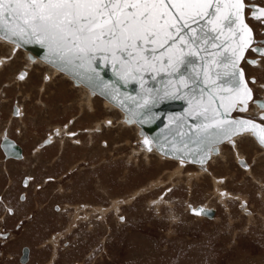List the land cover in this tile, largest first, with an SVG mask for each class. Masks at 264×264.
Returning <instances> with one entry per match:
<instances>
[{"label": "rangeland", "instance_id": "obj_1", "mask_svg": "<svg viewBox=\"0 0 264 264\" xmlns=\"http://www.w3.org/2000/svg\"><path fill=\"white\" fill-rule=\"evenodd\" d=\"M13 47L0 40V141L16 140L23 157L6 158L0 148V264H264V149L254 140L239 146L249 174L223 143L227 151L208 173L185 181L172 174L176 161L139 154L144 142L119 122V110ZM212 176L234 194L225 204ZM196 205L215 209L214 217L192 214ZM24 246L27 263L18 257Z\"/></svg>", "mask_w": 264, "mask_h": 264}, {"label": "snow or ice", "instance_id": "obj_2", "mask_svg": "<svg viewBox=\"0 0 264 264\" xmlns=\"http://www.w3.org/2000/svg\"><path fill=\"white\" fill-rule=\"evenodd\" d=\"M249 14L259 27L246 22ZM0 33L17 47L34 42L46 48L49 63L61 71L87 67L98 76L94 65L99 55L125 81L166 72L174 79L154 104L180 98L184 89L195 92L190 81L199 77L204 87L189 104L200 120L196 135L207 149L204 156L212 151L219 155L216 146L225 142L233 151L246 139L264 147V100L258 98L264 79L241 65L264 71V57L257 63L245 55L264 53V0H0ZM210 41L213 51L208 50ZM195 56L204 61L199 72L191 59ZM189 65L193 75L186 74ZM26 75L22 72L18 79ZM252 106L259 114H252Z\"/></svg>", "mask_w": 264, "mask_h": 264}, {"label": "water", "instance_id": "obj_3", "mask_svg": "<svg viewBox=\"0 0 264 264\" xmlns=\"http://www.w3.org/2000/svg\"><path fill=\"white\" fill-rule=\"evenodd\" d=\"M191 27L198 28L195 24ZM189 34L191 33L189 32ZM0 36L2 37L3 33H0ZM211 43L210 41L208 45L209 51L214 50ZM20 47L33 51L40 59L50 64L46 48L34 42L28 44L20 42ZM205 55L201 53V56ZM201 56L191 57L196 72L200 71L204 63ZM248 59L254 60L253 58ZM94 66L99 74L98 76L90 73L87 67H67L62 72L120 108L141 128V132H144L143 137L144 140L148 141L147 145L152 142L159 153L195 162L205 161L209 157V155L204 156V151L207 150L204 143L198 142L199 138L196 131L200 120L194 118L195 113H191L189 104V100L198 97L199 89L204 87L201 78H196L195 83L190 81L191 87L195 88V92L184 89L180 98L165 99L163 102L154 104L153 99L157 94L162 95L163 91L169 87L170 79H174L169 77L166 72L162 71L159 74L155 72L144 73L142 81L139 78L125 81L120 78L117 69L113 68L110 63L106 64L99 55ZM181 71H184V69L182 68ZM186 74L193 75V65L188 66ZM90 76L91 79H89ZM237 117L245 118L242 116ZM1 148L8 155L21 154V147L8 138L1 141ZM190 212H199L211 217L214 214V209L196 205L190 208ZM27 257L28 247L24 246L20 260L25 261Z\"/></svg>", "mask_w": 264, "mask_h": 264}, {"label": "bare ground", "instance_id": "obj_4", "mask_svg": "<svg viewBox=\"0 0 264 264\" xmlns=\"http://www.w3.org/2000/svg\"><path fill=\"white\" fill-rule=\"evenodd\" d=\"M256 4V3H255ZM249 16H250V14H249ZM251 17V16H250ZM247 22V21H246ZM256 23V22H255ZM257 24V23H256ZM1 37V36H0ZM0 40H3L2 38H0ZM5 41V40H4ZM9 43V42H8ZM10 44H13V43H10ZM13 49L15 50L16 48H19V49H21V50H23V51H26L27 53H28V57L31 59V61L32 62H44L45 64H47V65H49V66H51V67H53L54 69V73L55 72H61L62 74H64L65 76H67L68 78H70L71 79V81H72V86H73V90H75V87L74 86H76V87H80V92H81V95L82 96H84V97H86V96H94V95H97L98 97H100L101 99H103L104 101H105V103L110 107V108H112V106H113V108H116L117 110H119V112L121 113V115H120V120H119V122H121V123H123L122 125L124 126V125H126V126H134L135 128H136V130H137V134H138V137H139V139L140 140H142V142H144L145 140H144V137H143V134H144V132H141V128L132 120V119H130L129 118V116L128 115H126L120 108H118L117 106H115L114 104H112L110 101H108L107 99H105V98H103V97H101V96H99L97 93H95L93 90H91V89H89V88H87V87H85L84 85H82V83H80L79 81H77V80H75L73 77H71V76H69V75H67L66 73H64V72H62V71H60L59 69H57L56 67H54V66H52V65H50V64H48L47 62H45L44 60H42V59H40L33 51H31V50H26V49H23V48H21V47H17L16 46V44H13ZM13 50V51H14ZM254 53V52H253ZM255 54H257L259 57H255V58H257V59H255V58H253V57H248L247 56V52L245 53V55L248 57V58H253L254 60H256L257 61V63H259V61L262 59V57H263V55L264 54H260V53H255ZM242 62L243 61H241V64H242ZM248 68H250L251 70H258V68H256L254 65H249V67ZM48 77V76H47ZM71 86V87H72ZM63 96H64V92H63ZM63 96H62V98H63ZM264 95H262V97H263ZM261 100H264V98H260ZM77 103H80L79 101H77ZM112 105V106H111ZM75 108L77 109V107L75 106ZM92 109H94V107H92L91 108V110ZM78 111L79 112H81L79 109H78ZM259 109L257 108V107H255V106H252V114L254 113L255 115H257V114H259ZM245 114V113H244ZM247 114V113H246ZM232 115L233 116H236L234 113H232ZM239 116V115H238ZM242 117H244V116H242ZM108 118H105V120H107ZM105 120H104V118H103V120L102 121H104L105 122ZM109 121H111L110 120V118H109ZM97 125H99V123L97 124ZM5 138H8V137H5ZM5 138H3V139H5ZM2 139V140H3ZM8 139H10V138H8ZM1 140V141H2ZM11 141H13V142H15L14 140H12V139H10ZM255 142V141H254ZM16 143V142H15ZM226 143V142H225ZM256 143V142H255ZM17 144V143H16ZM17 145H19V144H17ZM221 145V144H220ZM220 145H217L216 147H219L220 149H221V152H220V154L219 155H225V153H226V151H227V149L226 148H221L220 147ZM20 146V145H19ZM259 146V145H258ZM21 147V146H20ZM260 147V146H259ZM0 148H1V143H0ZM149 148H151V151H149L148 149ZM232 148V147H231ZM261 148V147H260ZM264 148V147H263ZM262 149V148H261ZM1 150H2V152H3V154L5 155V157L6 158H14V159H21L23 156H22V148H21V154H19V155H8V154H6L5 153V151L1 148ZM142 150H144L145 151V153H143L144 155H150V154H155V155H157L159 158H161V159H165V160H174V161H176V167H175V170L172 172V174L174 175V176H180V175H182V174H185L186 176H187V180H185V181H188V180H191L195 175H201V174H203L202 172H207L208 173V170H207V165H208V163H212L217 157H219V155H216V152H214V151H212V152H210L209 153V157L204 161V163L202 164L201 162H195V161H191V160H188V159H183V158H179V157H172V156H169V155H163V154H161V153H159L158 151H157V149L155 148V146L152 144V142L149 144V145H147L145 142H144V146H142L141 147V151H139V152H142ZM149 152H153V153H149ZM238 153H239V150L237 149L236 151H233V149H232V154H234V155H238ZM227 156V155H226ZM153 157H154V155H153ZM217 160V159H216ZM236 162H238V165L241 167V169H243L244 170V172H246L247 174H249L251 171H250V164H248L247 163V161L245 160V158H244V156H243V159H242V157L241 156H237L236 157ZM226 161V160H225ZM241 161H243V162H245L246 164H247V167H245V166H243L242 164H241ZM225 163V162H224ZM226 164V163H225ZM191 165H194V166H197L198 168H196V171H192L191 172V170H188L189 168H190V166ZM226 167V166H225ZM198 169V170H197ZM207 170V171H206ZM224 172H226L227 173V171H226V169L224 170ZM219 174V173H218ZM208 175V174H207ZM206 175V176H207ZM217 175V174H216ZM225 176V175H224ZM207 178V177H206ZM229 178V177H228ZM212 185H213V192L215 193V194H217V195H219V196H221V199H223V202H224V198H226V197H233V195H231L230 194V192L229 191H227V190H225V189H221V187H220V185L221 184H224V180H222V177H220V176H212ZM178 181H180V179L178 180ZM228 182V181H227ZM226 182V183H227ZM153 183H155V182H152V183H150L151 185H153ZM243 183V182H242ZM156 184H157V182H156ZM172 184V183H171ZM159 185H161V182L159 183V184H157V185H153V186H159ZM225 186V185H224ZM223 186V187H224ZM190 187H191V184H189L188 185V188H189V191H190ZM143 191H145V189L144 188H141V189H139V190H137V193L138 192H143ZM221 193H227V195H224V196H222L221 195ZM23 197V196H22ZM133 197V196H132ZM161 198V197H160ZM162 199V198H161ZM239 199H240V208H241V211H243V213H244V211L247 213H249L250 214V211H249V209H248V207H247V205H246V202H245V205H246V207H245V205L243 204V201L241 202V199H242V197H239ZM160 201V200H159ZM161 201H163V200H161ZM159 203L157 202V205H158ZM224 204H225V202H224ZM114 208H116L115 206H114ZM191 208V207H190ZM210 208V207H209ZM243 208H245V209H243ZM192 214H195V213H193V212H191ZM214 214H215V209H214ZM214 214H213V216H206V215H204V214H199V215H202V216H204V217H209V218H213L214 217ZM248 214V215H249ZM195 215H197V214H195ZM28 258V257H27ZM27 261V260H26ZM23 262V261H22ZM25 262V261H24Z\"/></svg>", "mask_w": 264, "mask_h": 264}, {"label": "flooded vegetation", "instance_id": "obj_5", "mask_svg": "<svg viewBox=\"0 0 264 264\" xmlns=\"http://www.w3.org/2000/svg\"><path fill=\"white\" fill-rule=\"evenodd\" d=\"M256 0H253V3H256L255 2ZM256 4H259V3H256ZM249 19H250V21H253V23H255L256 21L252 18V17H250V16H248L247 18H246V21L248 22L249 21ZM249 23V22H248ZM250 26H253V25H250ZM262 38H264V37H262ZM248 53H250L251 55L250 56H252L253 58H255V57H259L257 54H255V53H253V52H251V51H249V52H247V54ZM263 57H264V55H263ZM255 59H257V58H255ZM45 66H47V67H50L49 65H47V64H45L44 62H42ZM244 62H242V64H243ZM241 64V65H242ZM50 68H52V67H50ZM53 69V68H52ZM59 74L60 75H63L61 72H59ZM258 98H264V97H258ZM14 113H16V108H14ZM236 116H244V117H246L248 114H244V113H234ZM8 138H10V139H12V140H14L13 138H11V137H8ZM17 144H19L16 140H14ZM0 143H1V141H0ZM257 145H259L258 143H256ZM20 145V144H19ZM21 146V145H20ZM260 146V145H259ZM22 147V146H21ZM262 149H264L262 146H260ZM3 153V152H2ZM217 155V154H216ZM5 156V155H4ZM24 182V181H23ZM23 184H25V182L23 183ZM24 198V197H23ZM12 213H13V211H12ZM1 234H4V233H1ZM22 249H23V247H21L20 248V253H19V261H21L20 260V256H21V254H22ZM30 248L28 247V258H27V261H25L26 263L29 261V259H30ZM24 262V263H25Z\"/></svg>", "mask_w": 264, "mask_h": 264}, {"label": "crops", "instance_id": "obj_6", "mask_svg": "<svg viewBox=\"0 0 264 264\" xmlns=\"http://www.w3.org/2000/svg\"><path fill=\"white\" fill-rule=\"evenodd\" d=\"M82 142L81 141H79V144H81ZM138 143V142H137ZM138 146H139V144H138ZM138 146H137V148H138ZM91 147H92V145H91ZM131 147H132V145H131ZM130 147V148H131ZM124 148H127V147H124ZM133 148V147H132ZM135 148V147H134ZM244 149V148H243ZM246 149V148H245ZM238 150L240 151V147L238 148ZM248 150V149H247ZM22 153H23V148H22ZM88 154H89V152H87ZM103 153H105V152H102V154ZM131 153V152H130ZM142 153L143 152H140L139 154H141L142 155ZM88 154H86V155H88ZM101 154V153H100ZM90 155H95V152L94 153H90ZM104 155V154H103ZM111 155H112V153H111ZM131 155H135V153H131ZM138 155V154H137ZM144 155V154H143ZM150 155H155V154H150ZM193 170H196V169H191V172L193 171ZM198 170V169H197ZM191 188V187H190ZM190 210V209H189ZM215 215V214H214ZM204 217V216H203Z\"/></svg>", "mask_w": 264, "mask_h": 264}]
</instances>
